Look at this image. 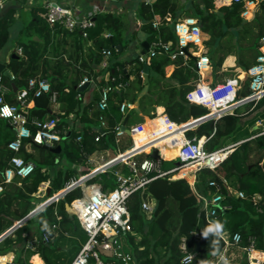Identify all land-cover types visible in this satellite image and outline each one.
Here are the masks:
<instances>
[{
	"label": "trees",
	"instance_id": "obj_1",
	"mask_svg": "<svg viewBox=\"0 0 264 264\" xmlns=\"http://www.w3.org/2000/svg\"><path fill=\"white\" fill-rule=\"evenodd\" d=\"M242 9V3L232 0H139L136 16L147 43L156 34L163 41H175L174 21L182 16H195L202 32L208 35L203 43L211 54L209 63L212 68L220 66L224 55L233 53L236 55V64L247 70L259 53L258 39L264 33V0L258 1V7L249 19L241 16ZM43 10L41 5H32L27 10L9 7L0 12V49L6 44L9 29L17 20L14 15L16 11L18 20L22 22L15 39L16 45L21 47V54H14L6 60L11 76L1 75L0 86L7 88L3 94L4 100L13 104L16 100L12 83L17 91L25 89L30 78H46L48 91L39 95H34L32 90L28 92V98L32 102L29 115L44 118L50 96L54 93L58 103L57 127L66 128L67 133L54 143V146L60 145L58 152L42 145L32 146L33 152H26L24 149L20 151V156L33 161L35 167L28 176L13 175L4 184L0 195V234L36 207L38 198L34 193L42 182L48 183L42 197L45 200L72 178L91 170L92 165L88 159L92 153L110 150L111 146H114L116 153L128 148L131 137L127 133L120 136L117 144L114 140L115 125L118 121L122 122L125 116L126 127L143 122V116L151 118L144 122L143 133L133 135L135 144L139 147L153 139L158 119L152 117L155 116L158 105L163 106L164 112L175 122H183L207 112L205 107L188 103L185 99L186 92L198 81L193 56L171 59L165 54H158L151 58L149 64H145L134 57L136 53L138 55L145 52L144 47L139 44L138 52L120 61L119 57L135 39L133 32L127 34L131 18L122 13L97 12L94 24L87 29L85 38L78 31L71 32L74 34L75 56L69 53L65 58L52 45V39L55 35L65 36L69 32L59 25L51 27L41 16ZM164 16H169L171 20L165 21ZM155 17L162 22L158 29L152 26ZM104 32L109 35L105 36ZM77 47L80 50L78 54ZM106 50L110 52L108 56L104 53ZM104 57L105 66L98 73L108 72L109 76L114 77L112 85L119 80L126 81L127 85L124 88H114L109 93L107 108L101 111L97 107L99 90L107 81L97 79L93 71ZM126 66L129 67V76L123 73V67ZM144 73L147 75L146 79L143 77ZM84 77L91 84L96 83L88 101L83 99L87 86L79 88ZM249 92V82L245 80L238 96H246ZM122 101L132 102L135 107L123 115L119 111ZM161 111L162 108L159 107L158 112ZM69 114L73 115L71 121L68 119ZM231 116L235 120L233 128L229 114H224L215 121L206 120L185 132L188 138L204 136L206 139L203 145L206 149L233 146V150L214 170L202 168L197 171L192 185L184 178H178L180 176L175 171L173 174L155 177L142 191L133 192L127 199L130 231L124 234V239L125 249L131 253L133 264H181L179 245L182 238L187 250L194 253L193 259L187 264H215L221 259L222 253L229 258L224 264H249L244 248L251 242L256 249L264 252V172L259 165L264 156V95L255 104L249 101L237 106ZM99 117L103 118L104 126ZM256 121L260 125L250 129ZM75 122L80 126L76 127ZM4 125L9 127L0 118V127ZM27 126L32 133L35 131L32 124ZM10 138H0V183L12 156V151L7 147ZM182 141L183 136L178 132L174 137L163 138L152 144L166 159L176 156ZM216 145L218 147L215 148ZM149 146L146 144L142 148L146 150ZM146 156L147 153L141 152L135 158ZM63 162L67 165H63ZM176 166V158L160 161L162 170ZM115 169L127 171L125 165L116 164L89 181H97L103 190H110L116 185L113 175ZM171 174L176 179L168 178ZM221 178H225L234 190L242 191L244 197L229 194L225 185H222L221 203L228 204L230 208L219 209L215 218L208 220L201 209L199 196L214 191L215 188L208 185L209 180L220 183ZM81 194L80 187L69 190L0 239V254L18 249L14 260L8 264L27 263L29 256L34 253L40 255L44 264H69L86 240V233L75 216H67L65 203L69 204ZM253 196H259L256 202ZM142 201L157 203V207L154 211L147 212L141 207ZM52 223L57 224V229L50 231L49 242H43V226ZM31 224L35 227L32 248L25 246L32 237L27 236ZM216 225H221L220 233L229 237L238 232V244L225 246L221 234H216ZM34 261L38 262V259ZM114 264L121 263L114 260Z\"/></svg>",
	"mask_w": 264,
	"mask_h": 264
},
{
	"label": "built area",
	"instance_id": "obj_2",
	"mask_svg": "<svg viewBox=\"0 0 264 264\" xmlns=\"http://www.w3.org/2000/svg\"><path fill=\"white\" fill-rule=\"evenodd\" d=\"M104 2H117L119 0H101ZM233 2L242 3L243 9L242 17H249L258 6L260 0H232ZM3 0H0V8H2ZM43 12L42 18L52 27L59 25L68 32L78 31L82 37L87 36V29L94 24V15L96 11H80L72 9L66 5L57 3L55 0H41ZM165 21H170L169 16H164ZM162 22L158 17L152 21V26L158 29ZM173 32L175 34V41H163L158 34L148 43V48L143 53L137 55L138 61L149 64L152 57L158 54H165L173 59L181 56L186 59L188 55L193 56L194 69L199 73L202 69L209 66V58L203 49L204 33L201 30L200 22L195 16H182L177 18L173 23ZM108 36L109 33H104ZM259 53L255 57V63L247 70L225 77L222 81L215 83H200L197 82L185 94V99L188 103L203 106L207 112L195 118H189L183 122H175L168 117L163 111L156 114L158 119V126L155 130L153 139L146 151L142 146L137 147L134 141V134L143 133L144 122L135 123L126 127L129 130L132 144L123 151L117 153L108 159L97 163L88 172L72 178L65 186L46 198L42 203L37 205L38 208L34 213L41 210L45 205L52 201H57L69 190L80 187L81 195L74 198L70 203V207L77 218L81 228L86 233V240L81 244L77 254L69 264H114V260L121 264H133V257L131 253L125 249L126 242L124 234L130 231L129 212L127 209V199L136 191H142L146 184L155 177H161L168 173L176 172L181 168L192 167V172H197L202 168L214 170L227 156L230 150L229 146L206 149L203 145L204 136L191 138L186 137L185 132L195 128L201 122L206 120H216L222 114L233 113V110L246 102L257 101L264 95V33L258 39ZM16 53L21 54V47L16 48ZM105 55L110 54L106 50ZM91 80V79H90ZM107 84L103 85L99 90V100L97 107L99 110L107 108V101L109 93L114 88H124L127 82L124 80L115 81L112 76L104 78ZM245 80L249 82V94L243 97L238 96V91L241 90L242 84ZM89 81L84 77L80 83ZM32 90L34 95H39L44 91L49 90V84L46 78H30L25 89L17 90L15 92L16 103H8L3 98V93L0 91V118L3 119L13 130V136L7 141V147L12 151V156L9 159V167L4 170V177L0 183V195L3 191L4 184L8 183L13 175L19 177H26L34 170V163L31 160H25L20 156V151L29 146H47L54 147V143L59 141L61 137L67 133L66 128L57 127L59 119L58 111L53 107L57 104L54 93L50 96L49 106L47 107L46 115L42 119L30 117L29 109L32 106L31 100L28 98V92ZM134 104L128 101H122L119 104V111L124 115L127 110L132 109ZM69 114L68 117H70ZM101 125L105 122L102 117H99ZM35 126V131L32 133L27 126L28 124ZM180 132L183 136V141L178 148L176 158L177 166L169 170H162L160 167L161 160H167L160 155L161 159H153L151 157H143L136 159L135 156L141 152H149L154 145V141L174 137ZM264 132V130L262 131ZM125 131L121 129V121L115 125L114 140L117 144L119 138ZM79 139V137H78ZM98 137H95V141ZM264 161V157H262ZM116 164H123L127 171L113 170L116 185L110 190H103L97 181H89L97 174L112 168ZM194 167V168H193ZM171 175L168 177L170 178ZM209 186L215 189L213 192L206 195H200L201 209L205 218L210 220L215 218L219 209H229L228 204L221 203L223 195L220 192L221 186L225 185L229 194L235 197L242 198L244 193L240 190H234L225 178H221L220 183L216 180H209ZM253 200L259 196H253ZM48 201L44 204V202ZM141 207L143 210L150 212L153 204L148 201H142ZM260 210V209H259ZM33 213V214H34ZM21 224V223H20ZM19 224V225H20ZM57 229V224L44 225L41 232V240L49 242L51 239L50 231ZM195 237H198L195 234ZM225 246L230 244H238L240 241V234L233 233L230 237L226 234H221ZM35 236L28 239L26 247H33ZM181 250V264L191 262L194 253L186 248L184 238L180 243ZM246 250L249 264H264V260H259L255 253H263L256 249L251 244L244 248ZM102 255V256H101ZM220 258L226 260L224 253ZM25 264V263H20ZM27 264H35L27 263Z\"/></svg>",
	"mask_w": 264,
	"mask_h": 264
},
{
	"label": "crops",
	"instance_id": "obj_3",
	"mask_svg": "<svg viewBox=\"0 0 264 264\" xmlns=\"http://www.w3.org/2000/svg\"><path fill=\"white\" fill-rule=\"evenodd\" d=\"M55 1L59 4L66 5V6L72 8V9H75L77 11L80 10L81 12L90 10V11H96V12H101V13H105V12L122 13V14H125L126 16H128L129 18H131L130 20L132 22L130 23V25L128 27L127 34L133 32L135 35V39L130 42L128 48L119 57L120 61L127 59L132 54H135L136 52H138V45L139 44L142 45V42H145V35L143 34L142 31H140V21L136 16V8H137V4H138L139 0H119L117 2H110V1L104 2L101 0H55ZM2 3H3V5H2V8H0V12H3L4 10H6L9 7L16 8L17 10L20 7H22L24 10H27L32 5H41V0H3ZM14 15L17 18V20L13 23V25L9 29V33H8L9 38L11 37V35L13 37H17V35H18V33L22 27V22L18 20V11H16ZM245 19H249V18H245ZM104 33H108V32H104ZM73 36H74V34L69 32L65 36H63L62 34L55 35V37L52 39V45L55 46L56 48H58V50L60 52H62V56H64L65 58L68 56L69 53H71L72 56H75V51H74L75 43L73 40ZM207 37H208V35L204 33V40ZM258 46H259V42H258ZM17 47L18 46L16 45V43L14 45H10V46H6V44H5L0 49V62L5 65L6 69H7V67H6L5 62L10 56H13V54H17L16 53ZM199 49H203L206 52L208 58L211 60V58H210L211 54H210V52H208V48L204 45V43H203V47L199 48ZM79 52H80V50L77 47V54ZM52 53L53 52L51 49V54ZM251 58L253 59V56H251ZM105 63H106V57L103 58V61L100 63V65H98L97 67L94 68L93 75H96L97 79H100V78L104 79L107 76L108 72L107 73L104 72L103 74L98 73L99 70L105 66ZM254 63H255V59H254ZM128 68H129L128 66L123 67V73H125L126 76H129L127 74ZM243 71L244 70L241 69L236 64V55L233 53H230V54L224 55L220 66L216 67L215 69L212 68L210 63H209V66L207 68L202 69L198 73V81L197 82L215 83L218 81H222L227 76L234 75V74H232V72H235V74H236V73L243 72ZM97 73H98V76H97ZM90 84L91 83L89 82V85L87 86V91L84 93V96H83L84 101H88L91 98L92 91L95 88L94 85L96 83L91 84V85ZM0 91H2V93L4 94L7 91V88L0 86ZM255 102H257V101H253V104H255ZM53 107L57 110L58 103L54 104ZM159 107L162 108L161 112L164 111V107L161 105H158L156 107V110H155V116L152 118H156V114L160 113V112H158ZM228 114H229V118L232 121L231 128H233L235 125V120L231 116L232 113H228ZM72 116L73 115L71 114V116L68 117L69 121H71ZM146 119H151V118H149L148 116H143V122H145ZM75 123H76V125H75L76 127L80 126V124H78V122H75ZM259 125H260L259 121H256L253 125H251L250 129L257 128ZM4 126L6 128H4ZM4 126L0 127V138L5 139L8 137H12L13 130L10 128V126L9 127H7L6 125H4ZM223 133H221V134H223ZM221 134H219V136L217 138V142L219 141ZM204 139H206V138L204 137ZM131 143H132V141H131ZM228 146L230 147L232 145H228ZM232 148H233V146H232ZM24 150L26 152H33L32 146H29V145H26ZM104 153L108 154V150L96 151L89 156L88 161L92 165V168L97 163H99L105 159L111 158V156L105 157ZM259 165L264 172V161H262V159L259 161ZM195 173L193 172L194 178H193L192 183L188 182L190 185H192L195 181V177H196ZM173 179H176V178H173ZM184 179L186 180V178H184ZM47 187H48V183L42 182L39 185L37 191L34 193V196L37 198H42L43 194L47 190ZM42 202H38L36 204V206ZM34 229H35V227L31 224L30 225V231H29V234L27 236H31V235L33 236L34 235ZM17 253H18V249H15V251H10L8 253L0 254V264L11 263L14 260ZM36 258L38 259V262L34 261V259H36ZM226 258H227L226 260L220 259L215 264H224L229 259L228 257H226ZM32 262H34L35 264H44L43 259L40 257V255L38 253H34V254H31L29 256L27 263H32ZM27 263H25V264H27Z\"/></svg>",
	"mask_w": 264,
	"mask_h": 264
},
{
	"label": "water",
	"instance_id": "obj_4",
	"mask_svg": "<svg viewBox=\"0 0 264 264\" xmlns=\"http://www.w3.org/2000/svg\"><path fill=\"white\" fill-rule=\"evenodd\" d=\"M142 46L144 47V49L146 50L148 48V43L145 41V42H142ZM14 56V54H13ZM134 57H137V54L134 55ZM1 75H6L8 77H10V72L5 68V65L3 63L0 62V76ZM143 77L146 79L147 75L146 73L143 74ZM12 87H13V92H16V88L14 86V84L12 83L11 84ZM89 85V81H86L84 82L83 84H81L79 86L80 89H83L84 87L88 86ZM126 119H127V116L124 117V119L122 120V123H121V129H123L125 131V133L129 134V130L125 127V123H126ZM51 150L53 152H58L60 150V145L57 144L56 146L52 147ZM233 150L232 146H230V150L229 152L227 153V155ZM147 156L148 157H151L153 159H161L160 155L158 154V149L155 148V147H152L150 149L149 152H147ZM48 201L44 202L47 203ZM157 207V203H154L153 204V207H152V211H154ZM38 208H34L28 215H26L25 217L21 218L20 220L16 221L13 223V225L11 227H9L7 230H5L2 234H0V239H2L5 235H7L8 233H10L16 226H18L20 223L24 222L27 220V218L29 216H31ZM65 210L67 212V216L69 218H72L74 216V213L72 211V208L70 207V205L68 203H65Z\"/></svg>",
	"mask_w": 264,
	"mask_h": 264
},
{
	"label": "rangeland",
	"instance_id": "obj_5",
	"mask_svg": "<svg viewBox=\"0 0 264 264\" xmlns=\"http://www.w3.org/2000/svg\"><path fill=\"white\" fill-rule=\"evenodd\" d=\"M183 1H184V0H181V2H183ZM257 7H258V6H257ZM256 9H257V8H256ZM256 9H255V10H256ZM255 10H254V11H255ZM253 13H254V12H253ZM253 13L251 14V16H249V17L247 16V17H244V18H250V17H252ZM19 21H20V19H19ZM16 38H17V37H13L12 35H11L10 38L8 37V40H7V42H6V46L14 45V44H15V41H16V40H15ZM232 74H235V72H232ZM145 121H146V120H145ZM127 137H128V136H127ZM131 144H132V143L127 144V147H128L129 145L131 146ZM214 147L216 148V147H218V146L216 145V146H214ZM111 148H112V149L108 150V154H105V153H104V154H105V157L112 156V155H114V154L116 153V149L114 148V146H111ZM205 148H206V147H205ZM147 150H148V148L146 149V151H147ZM166 159L168 160V159H175V158L172 157V158H166ZM176 162H178V161L176 160ZM63 165H67V163H66V162H63ZM193 168H194V167H193ZM176 172H177V171H176ZM174 173H175V172H174ZM172 174H173V173H172ZM172 174H171L170 179H173V178H172ZM195 174H197V172H196ZM185 177H186V178H189V177H187V176H185ZM185 177H184V178H185ZM178 178H183V177H178ZM193 178H194V177H193ZM193 178H192L191 180H187V179H186V181L189 182V183H192ZM43 200H44L43 198H38L36 201H37V202H39V201L42 202ZM101 256H102V255H101Z\"/></svg>",
	"mask_w": 264,
	"mask_h": 264
},
{
	"label": "bare ground",
	"instance_id": "obj_6",
	"mask_svg": "<svg viewBox=\"0 0 264 264\" xmlns=\"http://www.w3.org/2000/svg\"><path fill=\"white\" fill-rule=\"evenodd\" d=\"M222 115H224V114H222ZM177 176H180V177H185V176L189 177V176H191V178H186L185 177L187 180H191L193 178L192 167L181 168L180 170L177 171ZM255 255L259 258V260H264V252L263 253H258V254L255 253Z\"/></svg>",
	"mask_w": 264,
	"mask_h": 264
},
{
	"label": "clouds",
	"instance_id": "obj_7",
	"mask_svg": "<svg viewBox=\"0 0 264 264\" xmlns=\"http://www.w3.org/2000/svg\"><path fill=\"white\" fill-rule=\"evenodd\" d=\"M221 225H216V234L217 235H220L221 233H220V229H221ZM209 231H212L211 229H209ZM205 235H207V232L205 233Z\"/></svg>",
	"mask_w": 264,
	"mask_h": 264
}]
</instances>
